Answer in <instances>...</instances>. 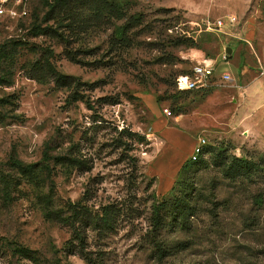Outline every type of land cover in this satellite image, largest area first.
<instances>
[{"label":"rangeland","instance_id":"rangeland-1","mask_svg":"<svg viewBox=\"0 0 264 264\" xmlns=\"http://www.w3.org/2000/svg\"><path fill=\"white\" fill-rule=\"evenodd\" d=\"M54 1L0 3V238L34 252L30 264H264V133L244 129L254 116L232 101L245 76L262 77L264 0H108L119 21ZM228 16L222 33L204 27ZM227 45L240 47L238 68L234 49L221 60ZM198 62L214 65L211 85L179 91ZM199 138L202 163L190 160ZM232 157L252 175L227 177ZM171 192L194 194L195 213L163 231L159 258L147 222L153 194ZM106 207L111 228L89 223Z\"/></svg>","mask_w":264,"mask_h":264},{"label":"trees","instance_id":"trees-1","mask_svg":"<svg viewBox=\"0 0 264 264\" xmlns=\"http://www.w3.org/2000/svg\"><path fill=\"white\" fill-rule=\"evenodd\" d=\"M77 3L87 6L92 12L94 17L97 19H106V20H116L119 21L123 18L121 11L117 8L114 3L109 2L108 0H75ZM67 4V0H55L52 2L49 7L50 10H55L58 8H63ZM123 28V37L122 40L126 41V32L127 29L131 26V23L134 21L133 18L127 20ZM6 52L5 49L0 50V58L5 59ZM119 136L124 138L127 141H130L132 144H148V138L145 135L134 133L129 130L120 129ZM68 161L74 163L75 165H80V162L74 157L68 158ZM199 163L202 161L199 159ZM186 165V164H185ZM183 165V168L185 167ZM226 170V175L230 179H241L249 177L253 164L243 158L232 157L231 161L228 164ZM185 190V189H184ZM184 192V191H182ZM194 194H184V193H170L168 197L159 198L153 194V201L150 206V213L148 218V235L151 239V242L154 244L156 255L159 258L165 255L167 248L164 245L162 233L163 231L171 227V229H176L177 227H183L186 222L194 215L195 210L192 206ZM80 205V204H79ZM79 209L82 211L84 208L80 205ZM70 211L74 217L79 213L74 205L69 206ZM86 209V207H85ZM87 210V209H86ZM85 211V210H84ZM88 211V210H87ZM87 212H85L86 214ZM114 210L110 208H105L102 210L100 216L92 217L90 214L88 216L89 223H94L97 225L98 222H101V228L109 229L112 227ZM59 218V215L56 216ZM55 219V218H52ZM82 219V218H81ZM84 219V218H83ZM73 218H65L63 220L64 224L72 226L75 228V233L77 237L80 235L78 228L75 227V223L71 222ZM78 223H81L78 221ZM92 225V224H91ZM82 224H79L78 227H81ZM82 228V227H81ZM0 248L3 250V254L8 258V264H30L37 261V258L34 257V252L30 251L28 248L16 243L10 242L4 238H0Z\"/></svg>","mask_w":264,"mask_h":264},{"label":"built area","instance_id":"built-area-1","mask_svg":"<svg viewBox=\"0 0 264 264\" xmlns=\"http://www.w3.org/2000/svg\"><path fill=\"white\" fill-rule=\"evenodd\" d=\"M7 0H0L1 4L6 3ZM3 6L0 5V15L3 14ZM236 23V18L228 16L226 18H216L214 20H205L204 27L216 33H222L226 26H233ZM223 62L229 60V55L226 51L223 52L221 57ZM215 67L209 62H198L191 68L190 76H178L176 78V86L179 91H194L207 89L212 82L215 75ZM262 74V73H261ZM221 83L227 84L231 81V76L227 72H223L219 76ZM206 146V140L204 138H199L194 145L190 160L197 161L204 152Z\"/></svg>","mask_w":264,"mask_h":264},{"label":"crops","instance_id":"crops-1","mask_svg":"<svg viewBox=\"0 0 264 264\" xmlns=\"http://www.w3.org/2000/svg\"><path fill=\"white\" fill-rule=\"evenodd\" d=\"M231 50V56L233 55V49L236 51L234 54L235 65L238 68L241 60L240 47L225 46L226 50ZM229 56V59L231 58ZM262 77H258L255 80H251L248 76H245L247 80V87L245 89L246 96L244 98L233 99L237 106H243L244 114L253 115L254 119L247 120L246 123H242L244 129H249L250 124H256L258 132L264 133V66H262ZM246 126V127H245ZM196 143H194L195 145ZM193 145V147H194ZM192 147V149H193Z\"/></svg>","mask_w":264,"mask_h":264},{"label":"water","instance_id":"water-1","mask_svg":"<svg viewBox=\"0 0 264 264\" xmlns=\"http://www.w3.org/2000/svg\"><path fill=\"white\" fill-rule=\"evenodd\" d=\"M226 53L229 55V56H231V50L229 49V50H226Z\"/></svg>","mask_w":264,"mask_h":264}]
</instances>
